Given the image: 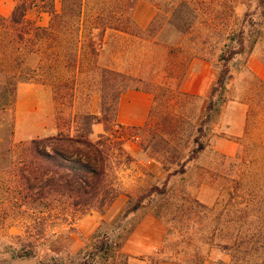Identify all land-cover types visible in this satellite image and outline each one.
Wrapping results in <instances>:
<instances>
[{"label": "rangeland", "instance_id": "rangeland-1", "mask_svg": "<svg viewBox=\"0 0 264 264\" xmlns=\"http://www.w3.org/2000/svg\"><path fill=\"white\" fill-rule=\"evenodd\" d=\"M228 2V11L214 15L215 24L225 30L244 28L255 33L249 35L245 52L231 62L228 83L217 91L209 113L205 104L210 103V97L183 96L180 91L183 74L202 68L204 62L210 63L218 74L220 71L215 57L210 62L193 57L204 50L202 43L208 36L207 29L198 23L194 32L185 36L170 25L144 33L143 37L109 29L97 55L85 57L87 63L94 62L142 79L144 82L134 85L152 92V110L144 126L119 123L110 133L105 145L110 151L107 162L116 179L114 184L123 195L121 199L126 200L123 214L130 197L136 200L154 186L163 187L167 181L166 193L148 197L134 212L138 214L133 219L145 214L157 217L166 228L163 258L178 264L192 256L208 259L214 249L227 253L228 264H231L230 253L217 248V244L231 243L242 237L249 244L234 248L233 252L253 256L257 247L252 242L264 241V202L258 198L250 202L249 197L251 191L260 194L264 190V85L258 75L264 68V6H258L257 0ZM15 3L16 0H9V7L13 8ZM54 4L60 12L62 0H55ZM155 15V6L140 0L133 18L146 29ZM29 17L40 26H48L51 20L50 14L36 8L30 10ZM210 19L213 20V16ZM208 38L205 50L211 43L220 51L227 41L215 33ZM17 57L21 66L16 62ZM38 61L37 56H27L25 49L12 46L10 33L0 28V103L5 100L8 78L21 68L36 66ZM70 76L71 73L67 75ZM53 92L49 84L20 83L12 130L7 128L10 116L0 111V138H6L5 142L0 140L2 148L14 152L12 159L6 156V163L24 161L19 148L32 140L54 138L60 128L66 132L67 126H71L67 119L73 111L99 114L98 96L91 95L89 99L79 95L73 108L63 97L67 90L62 88L57 101ZM232 104H241L243 108H228ZM240 122L241 132L238 130ZM100 124L91 136L93 142L104 134L105 126ZM220 138L238 144L237 153L230 156L216 151L212 145ZM198 144L204 148L194 153ZM59 146L69 151H88L78 143L61 141ZM0 166L5 165L0 162ZM67 204L53 203L54 218L47 223V239L36 249L35 258L13 257V248L20 247L16 237L23 233L22 224L13 218L0 219V264H41L54 257L66 264H79L92 251L91 247L86 249V244L90 246L103 237L109 239L110 250L107 255L101 253L94 257L93 262L124 264V258L120 257L124 254L122 244L135 221L122 219L116 225L103 222L94 235L85 237L79 232L80 219L77 220V233L73 234L81 245L80 250L72 254L64 245L70 228L64 219V214L70 210L66 211ZM57 214L63 216L57 217ZM53 231L58 234L55 238ZM260 245V252L264 253V243ZM249 264H261V261L252 259Z\"/></svg>", "mask_w": 264, "mask_h": 264}, {"label": "trees", "instance_id": "trees-1", "mask_svg": "<svg viewBox=\"0 0 264 264\" xmlns=\"http://www.w3.org/2000/svg\"><path fill=\"white\" fill-rule=\"evenodd\" d=\"M139 1L62 0L61 11L57 12L55 0H16L9 16L0 15V28L10 33L12 46L25 49L27 56L34 55L39 58L36 66L17 70L6 82L5 100L0 103V111L10 116L8 118L11 122L7 128L12 130L13 127L20 83L49 84L54 90L56 101L63 88L67 90L63 97L73 108L76 107L79 95H85L89 99L91 95L99 98V114L75 110L67 119L71 121V126H67L66 132L58 123L60 130L56 137L32 140L25 147L21 146V149L16 147L23 151L24 161L13 164L10 160L11 162L6 163V156L9 155V159H12L14 152L3 150L0 142V162L5 165L0 166V219L13 218L23 228L22 235L16 237L20 247L18 250L13 248V257H36V249L47 239V223L54 218V202L68 203L66 211L70 210L64 214V219L70 225L67 230L70 235L77 233V220L93 211L106 214L121 194L114 184L116 179L111 174L112 169L108 166L110 151L105 148L106 141L110 140V133L119 125L118 107L121 95L131 90L150 94L152 92L140 90L134 85L136 82H144L140 78L85 61L87 55H97L107 30L143 37L144 33L158 31L164 25H170L185 36L194 32L197 23L200 27H205L208 36L202 43L204 50L193 57L209 62L215 57L220 65L219 77L212 90L207 113L213 108L212 100L217 91L228 83L231 62L245 52L246 43L251 38L249 35L255 33L247 32L244 28L225 30L215 24L214 15L230 9L228 0H147L155 6L156 15L148 27L143 29L133 18ZM257 3L258 6H264V0H257ZM35 8L39 12L50 14L48 26H40L30 19L29 12ZM211 16L213 20L210 19ZM214 33L227 41L220 51L211 43L205 50V44L210 41L208 37ZM19 59L17 57L16 62L21 66ZM69 73L71 76L68 78ZM100 123L105 126L104 134L100 135L97 142H93L91 136L94 126ZM0 140L5 142V136ZM61 141L82 144L88 151H69L59 146ZM203 148L202 144H198L194 153ZM121 151L123 152L122 147ZM167 184L166 181L163 187H152L136 200L130 197L122 219L138 211L148 197L164 195ZM249 197L252 199L250 202L257 198L264 202V190L260 194L251 191ZM61 216L63 215L57 214V217ZM57 235L52 232L53 238ZM108 242L109 239L103 237L96 244H86V249L91 247L92 251L79 264H95L94 257H99L101 253L107 255L110 250ZM262 243V240L252 242L257 247L253 256H240V252H233L234 248L241 249L249 244L242 237L231 243L217 244L216 247L230 253L231 264H249L252 259L264 264V253L260 252ZM120 257L127 264L128 257L124 254ZM205 261L206 258L192 256L179 264H204ZM41 264L66 263L61 258L54 257Z\"/></svg>", "mask_w": 264, "mask_h": 264}, {"label": "crops", "instance_id": "crops-1", "mask_svg": "<svg viewBox=\"0 0 264 264\" xmlns=\"http://www.w3.org/2000/svg\"><path fill=\"white\" fill-rule=\"evenodd\" d=\"M13 9L14 7H9V0H0V15L7 17ZM258 75L264 85V68L260 69ZM218 77L219 74L212 69L210 63L204 62L202 68L200 67L192 73H186L180 86V91L188 96L210 97ZM153 100L152 94L144 91L131 90L122 94L118 107V124L121 123L132 127L144 126L152 110ZM207 107L208 103L206 102L205 108ZM228 108L243 107L241 104H232ZM100 125L96 124L94 129H99ZM238 130L240 132L243 130L241 122L238 123ZM212 147L216 151L230 156L235 155L238 151V144L227 142L222 138L215 140ZM121 197L123 195L120 194L106 214L101 215L93 211L83 216L79 220L81 225L79 232L83 236L89 237L96 233L103 222L116 225L120 220L122 221L126 200H122ZM137 214L128 215L125 221H130ZM133 220L135 221L134 226L122 244V253L128 257L127 264H178L175 261L163 258L162 251L166 241V228L157 217L152 214H145L137 216ZM77 224L75 223L76 226ZM77 240L78 238L75 234H70L68 238L64 239L65 249L72 254L79 251L81 244L77 243ZM229 262L230 256L227 253L214 249L204 264H228Z\"/></svg>", "mask_w": 264, "mask_h": 264}]
</instances>
